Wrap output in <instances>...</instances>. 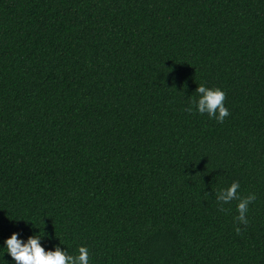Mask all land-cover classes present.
<instances>
[{"label": "trees", "instance_id": "obj_1", "mask_svg": "<svg viewBox=\"0 0 264 264\" xmlns=\"http://www.w3.org/2000/svg\"><path fill=\"white\" fill-rule=\"evenodd\" d=\"M199 84L223 123L185 112ZM13 233L89 264H264V0H0V264Z\"/></svg>", "mask_w": 264, "mask_h": 264}, {"label": "clouds", "instance_id": "obj_2", "mask_svg": "<svg viewBox=\"0 0 264 264\" xmlns=\"http://www.w3.org/2000/svg\"><path fill=\"white\" fill-rule=\"evenodd\" d=\"M195 92L198 98L190 102V106L185 108V112L192 114L193 107H195L196 112L201 115L206 113L209 118L215 119L218 123H223L225 118L230 115L224 104L226 93L220 88H208L204 84H199ZM239 188V182L233 181L229 187L220 189L216 193V200L220 205L219 211H227L223 205L234 200L237 201L236 211L238 215L234 217L237 235L242 233L239 225H244L245 228L248 226L249 205L256 200L255 193L243 196L239 194ZM18 236V233H13L4 242L7 253L15 261V264H89L87 247H79L78 255L72 256L62 251L59 246H55V250L46 251L41 246V238L38 235L30 236L27 242L22 241Z\"/></svg>", "mask_w": 264, "mask_h": 264}]
</instances>
